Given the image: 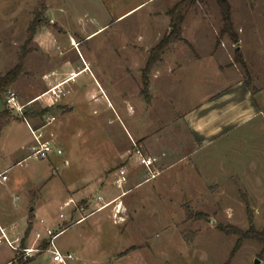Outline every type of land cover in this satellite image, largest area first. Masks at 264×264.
Masks as SVG:
<instances>
[{"label":"rangeland","instance_id":"obj_1","mask_svg":"<svg viewBox=\"0 0 264 264\" xmlns=\"http://www.w3.org/2000/svg\"><path fill=\"white\" fill-rule=\"evenodd\" d=\"M178 2L0 0V75L25 50L22 70L7 89L27 103L53 85L56 74L62 81L68 79L57 98L63 105L52 106L44 114L54 116L44 129H52L62 153L24 160L21 158L29 151L18 148L7 169L8 179L0 182V194L7 193L11 205L18 195L17 205L34 207L36 220H44L36 229H63L54 244L62 253L72 254L69 264H254L256 258L257 264H264V257H258L259 241L242 238L235 248L239 235L219 227L235 225L246 230L250 207L255 228L264 230V190L245 189L236 176L221 173L218 165L203 166L199 175L189 161L142 181L147 168L137 162L135 151H149L138 138L145 137L148 145L157 126L162 135L156 144L162 147L158 153L173 146L172 136L181 129L172 118L192 106L206 87L194 85L188 77L174 78L175 101L165 110L164 104L150 106L141 92L149 52L172 31L169 10ZM228 2L237 41L220 31L223 20L217 0H187L179 12V38L168 43L156 63L182 61L187 66L196 60L222 70L236 65L238 76H249L244 50L248 40L254 44L261 39L264 48V0ZM70 66L79 71L75 76L74 71L68 73ZM152 73L151 69L150 98L154 95ZM211 73L204 77L214 78ZM5 92L0 109L3 104L7 107ZM47 102L46 95L27 106L40 108ZM37 121L44 124L43 118ZM13 127L19 145L33 141L25 121H15ZM123 150L127 152L121 155ZM211 161L216 164L219 160ZM47 166L46 175L43 169ZM121 166L128 169L127 179L118 184ZM71 183L76 184L67 190ZM66 196L72 197L66 200L68 206L63 204ZM77 218L83 219L76 222ZM46 241L32 257L45 251ZM0 247L3 258L9 249L4 244ZM46 257L41 254L33 264H44Z\"/></svg>","mask_w":264,"mask_h":264},{"label":"crops","instance_id":"obj_2","mask_svg":"<svg viewBox=\"0 0 264 264\" xmlns=\"http://www.w3.org/2000/svg\"><path fill=\"white\" fill-rule=\"evenodd\" d=\"M188 40L193 42L191 39ZM261 41L263 40L259 39L253 44L248 40L249 43L246 44L248 49L244 50V59L248 66L249 76H246V74L238 76L236 65L225 66L222 70L219 66L211 69L196 60L192 65L187 66H183L182 61L179 63L175 61L166 63L159 61V64L155 63L152 68L151 79L154 95L149 100L150 106L164 104L165 110L168 108L169 102L175 101V97L172 95V81L174 78L188 77L189 81L194 83V85L199 83H201L199 85H206L192 106L185 108L174 116L175 118H172L176 128L180 127L182 133H175L172 136L174 138H172L173 146L167 147L165 152L161 151L158 153V150L162 149V147L159 149L156 144L158 145L162 135H160V130L157 126L153 130L154 140L150 141L148 145L144 144L145 137L138 138L140 145L145 150L148 149L149 155L157 158L156 165L161 166L160 172L183 161H189L190 166L199 175L204 171L203 166L204 168H213L214 165H218L217 168L221 173L229 174L230 177L236 176L238 183L242 184L245 189L264 190V48H261ZM160 63L164 64L161 65ZM68 69V73L74 71V76L79 72L73 70L71 66ZM175 70L180 73L174 74ZM209 71H212L211 75L214 78L209 77L206 79L204 77ZM194 80H198V83ZM247 80L249 84H246ZM52 81H55L53 82L55 84L62 80L56 74L53 76ZM99 87L101 88V86ZM139 92L140 88L138 87ZM39 95L33 98L32 102L39 100L41 98ZM47 100L46 106L51 108L55 105H63V103L57 101L58 99H56L57 102L54 101L53 103H51V99L47 98ZM138 100L142 102L141 97ZM67 106L71 108L69 104ZM4 107L3 104L0 111ZM156 113H154L155 119L157 118ZM15 121L23 122L25 120L12 118L0 128V173L11 166V161L18 152V148L29 151L30 145L34 142L33 135V141L30 140L26 144H18L20 139L12 134L15 132L13 127V122ZM29 121L35 131H38L35 133L40 134L41 139L54 140L56 142L55 133H53L52 129L45 130V125L39 124L38 121L32 119H29ZM156 122L155 120L154 125H157ZM25 123L29 129L26 121ZM175 135L176 137H174ZM126 152L127 150H123L120 154L122 155ZM28 153L21 159H24ZM203 155H205V158L202 161L200 157ZM212 159L219 161L213 164ZM43 171L47 175L49 167H45ZM215 171L217 170L215 169ZM7 179L8 176L6 174L5 180ZM5 180H0V182ZM144 180L145 178L142 181ZM45 181H43V184H45ZM142 181L137 183L140 184ZM210 182L211 180L204 182V184ZM213 183L216 186L218 184L216 180ZM75 184H69L66 189L71 190ZM50 189L54 192L55 186L52 185ZM3 195L6 196L3 197ZM3 195L0 194V227H4L8 237L16 239V242L20 243L21 246H35L46 243L48 238L44 229L35 228L38 222L42 224L44 220L43 218L36 220L37 214L34 211V207L25 208L24 203L17 205V201L20 199L18 195H15L16 201L11 205L7 200V193ZM68 199L72 200V197L66 196L63 201V204H66L65 206H68L66 201ZM61 205L60 207H62ZM82 219L77 218L76 222ZM36 230L41 232V237L43 238H36ZM0 244H4L9 249L8 253L3 258H0V264H16V251L6 242H1ZM44 253L47 256L43 261L44 264H57L47 251L38 253L27 264H33Z\"/></svg>","mask_w":264,"mask_h":264},{"label":"trees","instance_id":"obj_3","mask_svg":"<svg viewBox=\"0 0 264 264\" xmlns=\"http://www.w3.org/2000/svg\"><path fill=\"white\" fill-rule=\"evenodd\" d=\"M186 1L187 0H180V2H178L176 5H174L169 10V12L172 14L171 24H170V26L172 27V31L169 34H166L165 37H163L157 44H155L149 52L146 66L141 74L142 83H143L141 92L144 94V97L147 101L150 100L148 74L150 73L151 69L155 65L156 61L160 58V55L163 49L168 45V43L172 40H176L177 38H179V32L181 29L180 24L182 20V16H180L179 12ZM217 3L220 7L221 16L223 20V27L220 31L227 32L232 38V40L237 41V34L234 31L232 21L230 18L231 10H230V4L228 0H217ZM236 51L238 52V50ZM24 54H25V50L19 56L18 62L11 69L6 71L3 75H0V97L6 91V89L17 80L22 70ZM237 57H238L237 59L243 64V61L240 55H237ZM246 84H249L248 80L246 81ZM50 109H51L50 106L49 107L45 106V107H40V108H33L31 106H25L23 113L17 116V115H14L8 107H4L0 111V128L6 121L12 118H19L22 120L32 119L36 121L41 120L43 118V115ZM247 210H248L249 227L246 230H242L235 225H219V227L227 233H235L239 235L235 248L239 247V245L241 244L242 238L254 239V240L259 241L262 244V249L260 253L258 254V257L262 258L264 257V230H259L255 228L253 224L252 210L250 209V207H247ZM42 248L45 249V246H43ZM33 259L34 257H28L26 259L18 258L15 260H16V264H27Z\"/></svg>","mask_w":264,"mask_h":264},{"label":"built area","instance_id":"obj_4","mask_svg":"<svg viewBox=\"0 0 264 264\" xmlns=\"http://www.w3.org/2000/svg\"><path fill=\"white\" fill-rule=\"evenodd\" d=\"M73 76L74 74L71 73ZM71 76V77H73ZM65 81L57 82L53 85H51L46 91H44L39 97L46 96L47 98L51 99V103H53L58 96L63 93L60 86ZM38 97V98H39ZM4 102L7 105V107L11 110V112H15L18 114H22L25 106L30 104L32 102L28 101L27 103H22L18 100L17 94L13 89H7L4 95ZM44 124H49L54 120V116L51 115H43ZM27 122L29 129L34 135V142L29 147V153L24 158V160L34 157L37 159L46 158L49 156L50 153L56 152L58 154L62 153V150L54 140H43L40 138V134L35 133V129L33 128L31 122L28 119H25ZM135 152L137 153L136 159L137 162L140 164H143L147 168V176L145 177V180H148L154 176H156L160 169L156 165L157 158L153 155L144 154L139 149H137ZM118 175L116 178V182L118 184L124 183L126 181V174L128 172V169L125 166H121L118 168ZM6 172L7 170H4L2 173H0V180L6 179ZM106 205V204H104ZM104 205L100 206L99 209H101ZM43 221V220H41ZM47 238H48V246L45 249V251L49 252L52 260L57 264H69V260L73 257L71 253L64 254L54 244V239L57 236L59 232H61V229L58 230V232H54L50 227H45L44 229ZM36 238H43L41 237L42 234L39 230L35 231ZM6 242L12 249L16 251L15 259L21 258L26 259L28 257L34 256L37 252H39V244L32 245V246H21L20 243L16 242V239H10L8 237L7 232L5 231L4 227H0V243Z\"/></svg>","mask_w":264,"mask_h":264},{"label":"water","instance_id":"obj_5","mask_svg":"<svg viewBox=\"0 0 264 264\" xmlns=\"http://www.w3.org/2000/svg\"><path fill=\"white\" fill-rule=\"evenodd\" d=\"M259 262V259L256 258L255 261H254V264H257Z\"/></svg>","mask_w":264,"mask_h":264},{"label":"bare ground","instance_id":"obj_6","mask_svg":"<svg viewBox=\"0 0 264 264\" xmlns=\"http://www.w3.org/2000/svg\"><path fill=\"white\" fill-rule=\"evenodd\" d=\"M74 41V40H73Z\"/></svg>","mask_w":264,"mask_h":264}]
</instances>
